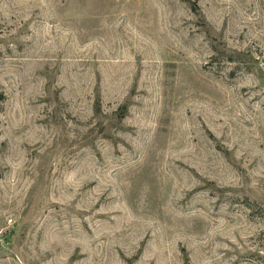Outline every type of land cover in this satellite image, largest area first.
Here are the masks:
<instances>
[{
  "label": "rangeland",
  "instance_id": "374dc122",
  "mask_svg": "<svg viewBox=\"0 0 264 264\" xmlns=\"http://www.w3.org/2000/svg\"><path fill=\"white\" fill-rule=\"evenodd\" d=\"M0 264H264V0H0Z\"/></svg>",
  "mask_w": 264,
  "mask_h": 264
}]
</instances>
